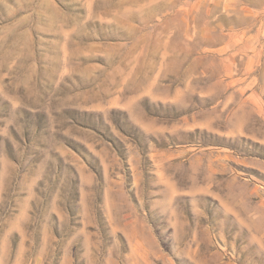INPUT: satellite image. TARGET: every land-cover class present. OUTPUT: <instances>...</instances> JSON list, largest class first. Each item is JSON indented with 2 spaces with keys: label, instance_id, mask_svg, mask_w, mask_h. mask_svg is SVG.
<instances>
[{
  "label": "rangeland",
  "instance_id": "1",
  "mask_svg": "<svg viewBox=\"0 0 264 264\" xmlns=\"http://www.w3.org/2000/svg\"><path fill=\"white\" fill-rule=\"evenodd\" d=\"M0 264H264V0H0Z\"/></svg>",
  "mask_w": 264,
  "mask_h": 264
}]
</instances>
